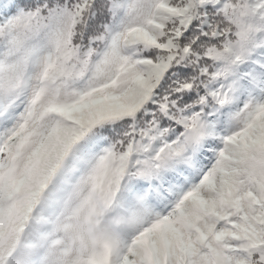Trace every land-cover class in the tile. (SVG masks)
I'll return each mask as SVG.
<instances>
[{
	"label": "snow or ice",
	"instance_id": "6c2138e0",
	"mask_svg": "<svg viewBox=\"0 0 264 264\" xmlns=\"http://www.w3.org/2000/svg\"><path fill=\"white\" fill-rule=\"evenodd\" d=\"M0 264H264V0H0Z\"/></svg>",
	"mask_w": 264,
	"mask_h": 264
}]
</instances>
